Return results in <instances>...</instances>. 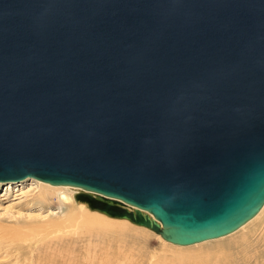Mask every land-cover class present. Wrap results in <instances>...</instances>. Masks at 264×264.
I'll return each instance as SVG.
<instances>
[{"label":"water","instance_id":"obj_1","mask_svg":"<svg viewBox=\"0 0 264 264\" xmlns=\"http://www.w3.org/2000/svg\"><path fill=\"white\" fill-rule=\"evenodd\" d=\"M36 178L175 245L264 205V0H0V182Z\"/></svg>","mask_w":264,"mask_h":264},{"label":"rangeland","instance_id":"obj_2","mask_svg":"<svg viewBox=\"0 0 264 264\" xmlns=\"http://www.w3.org/2000/svg\"><path fill=\"white\" fill-rule=\"evenodd\" d=\"M9 182L11 181L0 182V235L2 236H0V263L2 264H8V262L9 264H12L13 262L15 264L17 259L19 260V262L23 263L25 261L26 263L28 262L26 257L28 255L27 258H29V253H31V251H35L36 253L40 251L41 253H43L44 251H50V253H52V250H55L54 254L59 251L61 254L63 253V256H65L66 254L67 257L70 256L71 258L74 257L73 254H84L85 252L92 254L91 252L85 251V248H89L93 252L94 247L98 252H100L99 250L104 251V249H106L109 252L116 253V255H109L108 257H103L102 259V256H100L99 258L95 259L94 262L96 263L94 264H98L97 262H99L100 260L103 262H113H110L111 264H149L151 262H157L159 264H179L180 262L185 264H196L195 261H197L198 258L191 260L189 263L188 261H177L176 259H180L181 257L183 259L189 258L187 255H192L187 251H185L187 254L185 252L183 253V250L194 249L196 247H201V251L199 253H196L197 257H203L204 255L214 252H229L230 250L239 248L246 241H255L256 238L264 235L263 210L257 218L250 221L243 228L232 234L222 236V238H216L209 241L206 240L205 242L185 247L172 244L164 240L160 236V234L154 232L149 228L139 227L130 222V220L127 223L128 225L126 224V226H123L124 232L123 229L121 230V228H113V230L108 229V232L103 231L102 234L98 237H92L91 241L87 236H82L81 238H79L80 240H78L76 238V235L74 234L69 235L64 233L59 236L54 232H50V230L46 228L45 230L40 227L36 228L37 226L35 225V223L33 224L35 220H45L49 215H57L61 210H63V203L59 201L57 193H54L51 190V192L47 191L49 199L47 201H42L40 199V191L43 192L45 190L39 189L40 187H38L36 179L28 177L20 181H13L10 184H7ZM66 192L69 193L68 196L72 199H70L71 201L69 200L68 203L75 204L80 202L76 199V196L80 192V189H70L66 190ZM84 204L88 210H91H89L90 212L97 213L98 210L93 209L94 211H92V209L86 203ZM66 207H69V205L66 204ZM100 213L103 216L105 215L102 212ZM105 216H107L108 218H106L113 223H117L119 221L116 218H110V216L108 215ZM102 227H108V225H104ZM146 230L147 232H145ZM73 246L75 249V253L72 254L71 247ZM58 248H60L61 251L58 250ZM180 250H182L181 253L179 252ZM173 253H175L176 255ZM180 254L183 255L181 256ZM41 255L42 254L37 256ZM184 255L186 257H184ZM37 256L34 255L33 259L35 262H37ZM1 257L4 259H2Z\"/></svg>","mask_w":264,"mask_h":264},{"label":"bare ground","instance_id":"obj_3","mask_svg":"<svg viewBox=\"0 0 264 264\" xmlns=\"http://www.w3.org/2000/svg\"><path fill=\"white\" fill-rule=\"evenodd\" d=\"M33 178V177H31ZM36 179V178H34ZM36 179V182L38 183V187H40L39 189H44L45 191H40V199L43 201H47L49 199L48 195H47V191H52L54 193L58 194V199L59 201H61V203H63L62 206H64L63 210L60 211L59 214L57 215H49L47 219L45 220H38L35 222H33V224L35 223V225L37 226L36 228L40 227L42 229L45 230L48 229L50 230V232H54L57 235L61 236L62 234L66 233L69 235H76V238L78 240H80L79 238H81L82 236H87L88 239L91 241L92 237H98L102 234V232H108V229L113 230V228H121V230L123 229V226H126V224L129 222L128 219L126 218H116V217H110V218H116L117 220H119L117 223H113L111 221H109L107 218V214H105L104 216L97 211V213L95 212H90L87 207L85 206L84 201L78 200L80 202L78 203H68L69 200L71 199L68 194L66 192V190H70V189H77L78 187L75 186H69V185H54L48 182L42 181ZM13 182V181H11ZM11 182L7 183L10 184ZM51 184V185H50ZM79 189V188H78ZM50 191V192H51ZM65 192V193H64ZM70 192V191H69ZM76 192V191H75ZM67 193V194H66ZM71 195V194H70ZM75 195V194H74ZM73 198V197H72ZM72 200V199H71ZM70 200V201H71ZM66 204L69 205V207H66ZM87 204V203H86ZM88 205V204H87ZM264 210V205L262 206V208L259 210V212L251 219L249 220L246 224H248L250 221L254 220L255 218H257L259 216V214ZM92 211H94L92 209ZM107 217V218H106ZM131 222V221H130ZM133 223V222H132ZM32 224V225H33ZM121 224V225H119ZM135 224V223H134ZM246 224H244L242 227H240L238 230H240L241 228H243ZM27 225V224H26ZM104 225H108V227H102ZM119 225V226H118ZM128 225V224H127ZM137 225V224H135ZM139 227H144L141 225H137ZM30 227V226H29ZM138 228V227H136ZM33 229V228H31ZM128 229V228H127ZM126 229V230H127ZM41 230V229H40ZM43 230V232H44ZM129 230V229H128ZM140 230V229H139ZM145 230V229H144ZM236 230V231H238ZM47 231V230H46ZM234 231V232H236ZM5 232V231H4ZM124 232V229H123ZM143 232V231H142ZM140 232V233H142ZM147 232V230L145 231ZM232 232V233H234ZM41 233V232H40ZM120 233V232H119ZM230 233V234H232ZM39 234V233H38ZM121 234V233H120ZM55 235V234H54ZM229 235V234H227ZM1 236V235H0ZM47 236V235H46ZM2 237V236H1ZM222 238V237H219ZM8 239V238H7ZM29 239V238H27ZM42 239V238H41ZM216 239V238H215ZM218 239V238H217ZM74 240V239H72ZM212 240V239H211ZM214 240V239H213ZM7 241V240H6ZM209 241V240H208ZM31 242V241H30ZM38 242V241H37ZM89 242V241H88ZM205 242V241H203ZM91 243V242H90ZM202 243V242H199ZM198 244V243H195ZM194 245V244H191ZM29 246V245H28ZM98 246V245H97ZM182 247L185 246H190V245H179ZM22 247V246H21ZM84 248V247H83ZM220 248V247H219ZM23 249V248H22ZM64 249V248H62ZM85 251L91 252L92 254H89L87 252H85L84 254H73L75 253V249L74 246L71 247V253L74 255V257H67V255L65 254V256H63L59 251H57L56 254H54L55 250H52V253H50V251H44L43 253L38 252L36 253L35 251H31V253H29V258L28 255L26 257V259L28 260V262L25 263V261L23 262L24 264H94L96 262L95 259L99 258L100 256L101 259L103 257H108L109 255H116V253L114 252H109L108 250L104 249V251L99 250L100 252L96 251V248L94 247V251L92 252L91 249L89 248H85ZM102 249V248H101ZM118 249V248H117ZM32 250V249H31ZM57 250V249H56ZM58 250H60V248H58ZM70 250V249H68ZM112 250V249H111ZM139 250V249H138ZM61 251V250H60ZM82 251V250H81ZM113 251V250H112ZM132 251V250H131ZM129 251V252H131ZM187 251L188 253H190L192 256L187 255L189 258H182L181 256L183 254H180L181 258L180 259H176L177 261H188V263L195 259L198 258L196 262V264H264V235L263 236H259L258 238H256L255 241H246L245 243H243L239 248L234 249V250H230L229 252H221V253H210L207 255H204L203 257H197L196 253H199L201 251V247H196L194 249H188V250H183V253ZM223 251V250H222ZM3 252V251H2ZM68 252V251H67ZM77 252V251H76ZM79 252V251H78ZM180 253L182 252V250L179 251ZM209 252V250H208ZM212 252V251H211ZM6 253V252H5ZM23 253V251H22ZM36 253V254H35ZM168 253V252H167ZM186 253V252H185ZM19 254V253H18ZM25 254V252H24ZM28 254V253H27ZM41 256H37L40 255ZM71 254V255H72ZM154 254V253H153ZM152 254V256H153ZM175 254V253H173ZM187 254V253H186ZM12 255V254H11ZM21 255V254H20ZM19 255V256H20ZM34 255L37 256V262L34 261ZM70 255V254H69ZM120 255V254H119ZM129 255V254H128ZM132 255V253H131ZM176 255V254H175ZM9 256V255H8ZM23 256V255H22ZM49 256V257H48ZM174 256V255H173ZM11 257V256H10ZM9 257V258H10ZM24 257V256H23ZM48 257V259H47ZM83 257V258H82ZM114 257V256H113ZM167 257V256H166ZM169 257V256H168ZM171 257V256H170ZM184 257H186L184 255ZM2 258V257H1ZM46 258V259H45ZM116 258V257H115ZM175 258V257H174ZM177 258V256H176ZM179 258V257H178ZM4 259V258H2ZM21 259V258H20ZM114 259V258H113ZM112 259V261H113ZM139 259V258H138ZM170 259V258H169ZM167 259V260H169ZM1 260V259H0ZM25 260V259H24ZM42 260V262H41ZM82 260V261H81ZM99 260V259H98ZM115 261V260H114ZM154 261V260H152ZM171 261V260H170ZM111 262V261H110ZM103 262V261H99L97 262L98 264H111L113 262ZM119 262V261H118ZM172 262V261H171ZM175 262V261H174ZM22 262H19V260L17 259V261L15 262V264H23ZM182 262H180L179 264H181ZM2 264V263H0ZM9 264V262H8ZM11 264V263H10ZM14 264V262L12 263ZM118 264V263H117ZM125 264V263H122ZM132 264V263H131ZM133 264H142V263H133ZM149 264H159L157 262H151ZM185 264V263H182ZM193 264V263H192Z\"/></svg>","mask_w":264,"mask_h":264}]
</instances>
